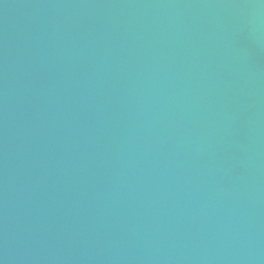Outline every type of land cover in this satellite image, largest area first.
I'll return each instance as SVG.
<instances>
[{"label":"water","instance_id":"obj_1","mask_svg":"<svg viewBox=\"0 0 264 264\" xmlns=\"http://www.w3.org/2000/svg\"><path fill=\"white\" fill-rule=\"evenodd\" d=\"M0 264H264V0H0Z\"/></svg>","mask_w":264,"mask_h":264}]
</instances>
